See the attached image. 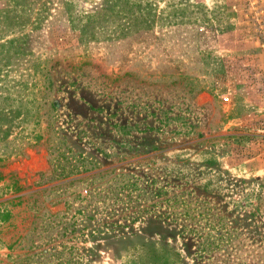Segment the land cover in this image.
<instances>
[{"label":"rangeland","instance_id":"obj_1","mask_svg":"<svg viewBox=\"0 0 264 264\" xmlns=\"http://www.w3.org/2000/svg\"><path fill=\"white\" fill-rule=\"evenodd\" d=\"M0 264H264V0H0Z\"/></svg>","mask_w":264,"mask_h":264}]
</instances>
